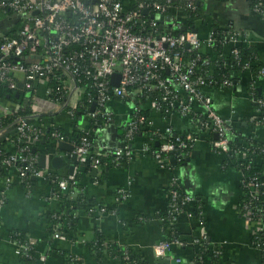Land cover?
<instances>
[{"label":"built area","instance_id":"built-area-1","mask_svg":"<svg viewBox=\"0 0 264 264\" xmlns=\"http://www.w3.org/2000/svg\"><path fill=\"white\" fill-rule=\"evenodd\" d=\"M203 1V0H202ZM200 0H0V90L23 92L28 98L21 106L0 97V170L5 172L3 190L0 191V210L5 205L6 191L15 180L24 182L27 177L48 180L54 186L52 198L62 200L70 188H78V175L81 167L90 164L91 169L101 172L104 167L93 155V147L88 137L80 145L73 144L76 156L74 172L67 178L58 176L49 165V156L41 170L37 169L40 158L27 153L49 136L46 127L36 124L38 115L21 116L27 108L35 110L41 103L53 105L54 109L71 110L84 100L85 92L79 88L83 79L90 82V89L95 96L89 95L88 104L95 106L92 119L110 118L105 110L113 99L134 103V113L125 130L123 145L105 149L113 154L117 164L135 157L132 142L139 134H144L149 141L155 137L161 147L151 153L163 167L171 166V158L178 150L193 149L201 136L208 135L214 140L211 148L218 154H231L230 143L235 134L231 119L216 113L212 100L204 90L212 87L228 88L233 86L235 73L230 77L217 78L215 67L220 60L206 55V50L215 53L217 47H229L230 57L223 54V67L230 69L234 64L240 66V72L251 71V62L241 66V46L249 42L247 32L233 29L212 31L207 39H201L195 27L183 32L189 14L198 10ZM253 11L264 17V0H256ZM184 22V25L181 23ZM232 58V65L226 59ZM264 75V70L260 71ZM119 79L114 82L113 77ZM220 79V80H219ZM52 81L60 83L55 90ZM74 98H78L75 102ZM259 119L254 124L264 125V99H254ZM38 105V106H37ZM200 106L204 113L195 112ZM144 110H154L166 116L179 113L193 119L202 134L190 132L175 135L168 128L161 131L154 128V123L144 114ZM13 118L10 124L7 119ZM87 136L90 132L85 133ZM58 148L62 143H69L64 136L53 132L49 137ZM235 152L237 162L252 159L260 160L249 154L250 150ZM143 153H150L149 143ZM107 154H104L107 155ZM139 154V153H138ZM152 155V156H153ZM101 156V155H98ZM179 160L190 155H179ZM62 156H53L54 158ZM256 158V160H255ZM17 175V179H13ZM242 176V184H243ZM264 186V184H261ZM258 183L248 186L252 200L259 198ZM169 207L163 222L170 226L176 224L180 213L197 200L184 193L182 182L174 175L169 186ZM118 200L126 199V192H117ZM240 214L251 221L259 217L255 209L243 203ZM198 221L203 225L202 206ZM257 221L254 244L264 257V222ZM1 221V212H0ZM58 229V228H57ZM55 239H62L59 232ZM16 253L27 255L33 242H14ZM185 243L180 237L163 241L155 247L157 258H165L166 251L173 246L182 248ZM191 244L196 251H208L206 238H194ZM218 257L220 252H210ZM45 263L46 257H39ZM203 263L201 257H195ZM124 264L129 259L124 255ZM80 259H71V264ZM196 264V261H194Z\"/></svg>","mask_w":264,"mask_h":264},{"label":"crops","instance_id":"crops-1","mask_svg":"<svg viewBox=\"0 0 264 264\" xmlns=\"http://www.w3.org/2000/svg\"><path fill=\"white\" fill-rule=\"evenodd\" d=\"M253 1L203 0L198 7L207 19L194 20L192 27L204 40L212 31L228 27L247 32L249 42L241 49L254 50L255 65L260 67L257 73H260L264 70V17L253 11ZM181 23L184 25V22ZM221 54L230 57V48L221 47ZM206 55L216 58L212 50H206ZM234 73L233 86L207 88L204 93L212 100L218 115L231 119L236 134L264 147V125L253 123L255 118L259 119L253 98L264 99V75H256L252 71ZM42 95L41 92L38 97L41 103L35 109L39 112L33 110L38 115L36 124L46 127L47 131L62 128L69 135L74 130L90 132L94 136V142L90 140L93 155L99 157L98 162L104 170L98 172L91 169L90 164L80 166V186L70 188L62 200L52 198L54 186L46 179L30 176L22 183L15 180L6 191L5 205L0 210V264H23L10 237L13 231L23 233L33 242L38 264H68L69 256L80 259L76 264H124L125 254L129 264H139L131 256L145 264H164L165 260L175 261L176 264H195L196 247L191 244L194 238H206L208 251L220 252L215 258L221 264H264V257L254 244L258 224L240 214L242 175L237 169L224 168L227 156L211 148L210 136H201L187 158L189 162L187 159L180 161L182 166L178 168L179 164L161 166L151 155L161 147V142L156 137L149 141L144 134H139L131 144L135 157L123 160L119 165L116 157L104 150L123 145L125 130L134 113V103L113 99L105 110L110 118H104V124L93 129L92 110L75 121L69 110L44 105ZM74 101L77 102L78 98ZM194 109L198 114L204 113L200 106ZM144 111L157 130L170 128L175 135L202 134L193 119L179 113L166 116L154 110ZM148 143L150 153H143ZM66 144L73 148V143ZM242 145L248 150L250 145L253 146L245 142ZM34 148L42 152L41 156L52 153L49 165L58 176L69 177L72 167L74 172L76 161L71 159L72 152L60 151L54 143L47 144L45 139ZM56 155L62 156L61 166L57 168L51 160ZM174 175L180 177L183 192L202 203L203 225L198 221L196 205L187 206L174 226L180 232L179 237L186 242L185 246H173L166 251L165 258H157L155 247L163 241H170L174 230H170V226L162 220L169 207L168 192ZM17 178V175L13 176V179ZM3 184L0 175V191ZM119 190L126 192V199L118 200ZM65 199L71 202L70 214L73 216L70 228L63 231L68 238L52 239L51 226L45 217L62 214ZM98 236L101 237L102 248L94 252L88 244L95 243ZM97 253H100L99 256ZM40 256L46 257L45 263L39 262Z\"/></svg>","mask_w":264,"mask_h":264},{"label":"trees","instance_id":"trees-1","mask_svg":"<svg viewBox=\"0 0 264 264\" xmlns=\"http://www.w3.org/2000/svg\"><path fill=\"white\" fill-rule=\"evenodd\" d=\"M200 2H202V0H200ZM256 0L253 1L252 3V7L255 5ZM196 19H201V20H206L207 18L205 17V15H203L202 9L200 7H198V10H196L195 12H191L189 14V18L188 21L185 24V27L191 28L194 25V20ZM227 29H232L231 27H228ZM254 50L250 49H246L245 47L243 49H241V66H244L246 63L250 62L254 65L251 69L253 74H259L257 73V70L260 69L259 65L256 64L255 65V53L253 52ZM215 54L217 59L220 60V65L215 67V71L214 74L216 75V77H221V76H225V77H230L232 76L233 72L239 73L240 66H238L237 64H234L232 68H224L223 66V62L224 60L220 58L221 55V47L219 46L216 50H215ZM226 61L229 63V65H232V58L226 59ZM60 83L57 81H52L51 82V86L56 90L59 87ZM90 82L87 81L86 79L82 80V83L79 84V88L83 89L85 92V97L84 100L82 101V103L78 104L76 106V108L74 110H71L74 114V120H78L79 116H84L86 114L91 113V106L88 104V97L89 95L91 96H95V92L90 89L89 87ZM0 97L5 98L7 100H10L11 102H14L16 104L19 105H23L24 101L27 97L26 94H24L23 92H18V91H11V90H6V89H1L0 90ZM39 100V98H37ZM35 111V110H34ZM31 108H27V110H24V112H19L21 113V116H30L33 114L34 112ZM37 112V111H35ZM39 112V110H38ZM37 112V113H38ZM146 112H144L145 114ZM146 115V114H145ZM147 116V115H146ZM11 122H13V118L11 119H7V121H5V123L10 124ZM105 122V119L102 117H97L95 119H93V129L98 128V126H102ZM53 132H57L59 134H61L62 136L65 137V139L75 145H80L83 141V139L85 137H88L89 140H91V142H94V136H87L85 133L83 132H79L77 130H74V132L72 134H67L66 131H64L62 128H54L51 129L49 131V136H47L45 138V141L48 143L52 142V140L49 138L50 134ZM185 134H182V136H184ZM235 137L232 142L230 143V149H231V154L226 155L227 156V160L224 163V168H234L237 169L241 175L243 176V184H242V189H243V198L241 200L240 203V208H242L244 206L243 203L245 204H249V202H252V206L254 207L255 214H259L260 216L257 218H254L253 221L257 222L260 221L258 219L261 218V220L264 222V186H261V184H264V147L254 143L253 140L251 139H244L241 135L236 134L235 133ZM214 140L213 137L210 138V141ZM245 142V144L250 143L253 146H249L250 151L251 152H247L246 150H248L247 148H243V151H246L249 154H254V156L256 158H258L260 160V162L257 164L256 161L252 160V159H246L243 162H237L235 156H234V151L237 152L239 150L242 149V142ZM191 153V149H185V150H178V152L173 154V158L175 159V161H177V164H179V166H177L178 168L180 166H182V162H180L181 160H179L181 154L184 155H190ZM28 155H36L40 158L42 152H37L36 149L33 147L28 153ZM255 158V160H256ZM106 158L101 159L102 162L105 161ZM111 159V158H110ZM181 164V165H180ZM37 169L41 170V167L39 164L36 165ZM177 169V168H176ZM4 170L1 171L0 170V175L2 177H4ZM253 183H258L260 185L259 187V198L256 200H252L250 197V191L248 189V186H252ZM70 200H64V204H63V210L64 212L60 215H58L57 217L55 216H46V220L49 222L50 224V238H54V234L59 232L61 234V236L63 238H68V236L66 235L65 232H63L64 230H66L67 228H70V224L72 223V217L70 214ZM197 205L199 206V208L196 209V214L199 215V212L201 211V206L202 203L200 202V200H197ZM58 228V229H57ZM173 233L170 236V240L172 239H176L179 238V231L176 229V227H173ZM11 239L14 242H21V243H25L27 241H29L28 237H26L23 233L19 232V231H13L10 235ZM96 242L93 244H88V248L90 250H93L94 252H99L101 251L102 248V242H101V237L98 236L96 238ZM100 253H97V256H99ZM119 255V254H118ZM20 259L21 262L23 264H38L37 261V256H36V252H35V246L33 245L28 254L25 255L23 253H21L20 255ZM71 256H69L68 258V264H70V261L72 258H70ZM195 257H201L203 263H200L198 260L196 261V264H221L220 260L215 258L214 255H212L210 253V251H196ZM132 260L137 261L139 264H145L143 261H140L138 258H135L133 256H131Z\"/></svg>","mask_w":264,"mask_h":264},{"label":"water","instance_id":"water-1","mask_svg":"<svg viewBox=\"0 0 264 264\" xmlns=\"http://www.w3.org/2000/svg\"><path fill=\"white\" fill-rule=\"evenodd\" d=\"M185 31H186V29L183 28V32H185ZM118 79H119L118 75H115V76L113 77V81H114V82H116ZM94 109H95V106L92 107V112L94 111ZM58 149H59L60 151H70V152H72L71 159H72L74 162L76 161V156L73 154V148H72L71 146L67 145L66 143H62V144L59 145ZM46 159H47V158H46V155H42V156L40 157L39 165H40L41 168H44L45 163H46ZM186 161L189 162V159H187ZM61 163H62V160H61V158H58V157H57V158H54L53 161H52V165H53L54 167H56V168H57V167H60V166H61ZM171 164H172V165H177V161H175V159L172 158V159H171ZM72 173H73V167H72V169H71V175H72ZM164 264H176V262H175V261H171V260H165V261H164Z\"/></svg>","mask_w":264,"mask_h":264},{"label":"rangeland","instance_id":"rangeland-1","mask_svg":"<svg viewBox=\"0 0 264 264\" xmlns=\"http://www.w3.org/2000/svg\"><path fill=\"white\" fill-rule=\"evenodd\" d=\"M46 262V261H45Z\"/></svg>","mask_w":264,"mask_h":264}]
</instances>
